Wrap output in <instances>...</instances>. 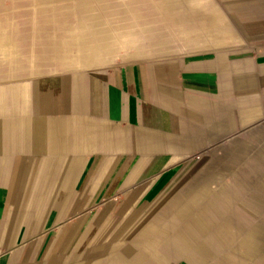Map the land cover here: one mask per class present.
<instances>
[{"label": "crops", "instance_id": "1", "mask_svg": "<svg viewBox=\"0 0 264 264\" xmlns=\"http://www.w3.org/2000/svg\"><path fill=\"white\" fill-rule=\"evenodd\" d=\"M14 10L0 264H264V0Z\"/></svg>", "mask_w": 264, "mask_h": 264}, {"label": "rangeland", "instance_id": "2", "mask_svg": "<svg viewBox=\"0 0 264 264\" xmlns=\"http://www.w3.org/2000/svg\"><path fill=\"white\" fill-rule=\"evenodd\" d=\"M26 1L28 0H0V14H2L0 16L5 18L6 16H16L18 12L14 9L19 8Z\"/></svg>", "mask_w": 264, "mask_h": 264}]
</instances>
